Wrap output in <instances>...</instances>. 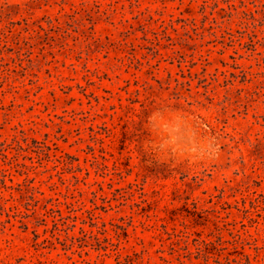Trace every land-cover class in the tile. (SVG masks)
<instances>
[{
    "label": "rangeland",
    "instance_id": "obj_1",
    "mask_svg": "<svg viewBox=\"0 0 264 264\" xmlns=\"http://www.w3.org/2000/svg\"><path fill=\"white\" fill-rule=\"evenodd\" d=\"M164 97L218 159L145 154ZM0 264H264V0H0Z\"/></svg>",
    "mask_w": 264,
    "mask_h": 264
},
{
    "label": "clouds",
    "instance_id": "obj_2",
    "mask_svg": "<svg viewBox=\"0 0 264 264\" xmlns=\"http://www.w3.org/2000/svg\"><path fill=\"white\" fill-rule=\"evenodd\" d=\"M142 128L141 147L157 161L185 164L196 170L220 156L219 145L206 131L199 110L176 107L166 97L143 117Z\"/></svg>",
    "mask_w": 264,
    "mask_h": 264
}]
</instances>
